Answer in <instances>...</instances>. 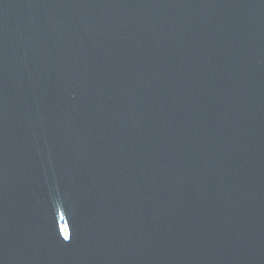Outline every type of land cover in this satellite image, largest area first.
I'll return each instance as SVG.
<instances>
[{
	"label": "water",
	"instance_id": "95a60500",
	"mask_svg": "<svg viewBox=\"0 0 264 264\" xmlns=\"http://www.w3.org/2000/svg\"><path fill=\"white\" fill-rule=\"evenodd\" d=\"M0 264H264V0H0Z\"/></svg>",
	"mask_w": 264,
	"mask_h": 264
}]
</instances>
